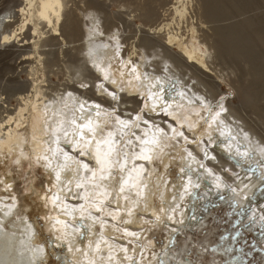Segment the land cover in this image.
<instances>
[{
	"label": "bare ground",
	"instance_id": "bare-ground-1",
	"mask_svg": "<svg viewBox=\"0 0 264 264\" xmlns=\"http://www.w3.org/2000/svg\"><path fill=\"white\" fill-rule=\"evenodd\" d=\"M77 1L22 0L18 25L13 22L14 11L6 10V14L0 15V53L11 52L9 44L17 48L30 46L42 60L38 48L59 39L64 46L60 48L63 56L71 50L78 52L77 47L66 48L65 39L67 35L70 38L83 32L78 3L90 12L97 11L103 0ZM166 3L139 0L132 17L145 15L150 20L155 16L152 6L161 10ZM205 3L176 0L170 18L150 30L158 40L147 39L158 43L160 51L169 54L189 74L184 68L183 75L148 69L147 53L132 40L128 48L117 46L125 68L127 63L132 64L127 70L113 68L108 61L113 52L109 48L93 53V62L99 64L98 76L102 74L105 78L93 77L96 78L91 86L94 94L91 91L88 94L87 83L76 88V78L69 72L66 82L61 84L63 88L56 89L55 96L49 97L52 100L47 99L46 93L38 97L41 86L35 82V96L28 97L26 103L34 111L0 120V153L5 149L11 152L29 140L34 157L45 156L41 162L48 176L49 192L42 195L51 211L47 216L50 235L46 244L39 239L36 223L28 219L25 210L28 205L25 203L22 210L15 196H0V264H49L50 255L56 264H192L189 258H182L181 252L169 249L175 228L159 252L150 251L153 243L145 234L148 227L145 224L150 221L145 223L142 217L150 216L158 224L192 226L202 218L204 205L210 203L203 200L224 193L228 202L236 204L237 216L245 218L246 229L262 225L257 236L264 242V149L259 148L264 144L254 132H247L249 128L244 130L234 124V112L228 108L218 112L221 116L218 120L217 111L207 113L205 104L200 103L201 109L195 108L199 105L194 102H203V93L197 90L196 93L190 86L192 74L204 75L214 83L215 76L221 77L214 71V54L222 44L215 38L213 29L202 30L201 40L197 35L186 39L188 33L183 29L187 6L192 16H210L211 6ZM25 30L30 31L26 38ZM161 32L166 37H160ZM176 77L178 83L174 81ZM211 94L216 97L212 91ZM101 104L112 107L101 112L105 110ZM115 104L123 105L119 107L123 114L115 111ZM0 106L8 112L5 97L1 96ZM23 129L27 131L25 137ZM234 129L251 138L243 140ZM157 157L161 164L154 166ZM173 158H178L179 171L170 177L167 165L173 163ZM227 168L234 170V177L227 176L224 172ZM221 170L228 184L238 187L229 189L224 177L219 175ZM10 180L6 174L2 183L9 184ZM127 240L133 242L131 248L126 245ZM53 246L58 247L55 253L49 250Z\"/></svg>",
	"mask_w": 264,
	"mask_h": 264
},
{
	"label": "rangeland",
	"instance_id": "rangeland-1",
	"mask_svg": "<svg viewBox=\"0 0 264 264\" xmlns=\"http://www.w3.org/2000/svg\"><path fill=\"white\" fill-rule=\"evenodd\" d=\"M127 1L103 0L101 1L102 5L98 9L99 11L90 12L84 11L83 5L78 3L80 7L79 13L84 26L83 32L80 31L81 33H78V37L71 36L73 39L65 35L67 37L65 38L67 39L66 48L69 47L71 49L72 47H77L79 51H76V53L74 50H71L67 55L63 56L60 53V48L64 46L60 39L55 42L54 40L47 42L38 48V54L42 56V60L39 59L40 57L30 46L17 48L9 44L8 49H11L12 53H0V98L1 96L2 98L5 97L8 103V112L3 111V107L0 106V120H6L10 115L16 117L19 112L27 113L34 111L33 109H28L26 103L29 102L27 100L28 97L33 98L35 96L33 93L35 82L41 86L39 89L41 94H38V97H41L42 93H46L48 95L47 99L52 100L49 97L55 96L54 92L56 89L63 88L61 84L66 82L68 75L71 73L76 78V88L81 87L80 83H87V87L90 88L87 91L88 94H90V91L91 94H94V88L91 86L95 79L101 78L104 80L105 78L102 74L98 76V71L100 70L96 68L99 67V64L93 62V53H99L105 51V48H109L113 52H110L108 61H111L113 68L127 70L132 67V64L131 62L127 63L125 68V64H123L121 58V50H118L117 46H120L122 49L128 48L130 46L129 42L132 40L133 43L135 42L136 45L140 46L145 54L147 53L146 55H148L150 62L145 63V66L149 67L148 69L152 68L154 71L163 73L175 72L183 75V73L187 72L189 74L190 71L181 65L180 67L186 71L183 72L178 67L179 63L174 62L172 58L170 59L169 54H163L160 51L161 49H159L160 47H158L159 45H157L158 43L155 42L157 46L155 43L153 44L154 40H158V36L150 33L153 27H158L159 24L165 22V19L170 18L172 6L175 5L174 2L176 0H165L167 3L164 9L160 7L161 10L158 7L154 10L152 6V11L156 17L153 16L155 19L151 18L150 20L145 15L138 16V18L132 17L133 10L138 9L135 5L139 0ZM201 1L206 2L205 5L211 6L210 16H192L187 6L186 23L183 24V29L188 33L186 39L197 35L196 37L199 36L198 40L204 37L202 30L213 29L215 38H218L217 40L222 44V47L216 49L214 54V71L217 74H221V77L216 74L214 83L212 79L204 75H198L201 77L199 79L197 75H194L195 73H191L194 78L190 86L194 87L195 92L197 90L203 93V102H194L195 105H199L195 108L201 109L202 105L200 103L205 104L206 106L204 108L207 113H211L214 110L217 111V120L221 117L218 112L222 113L228 108L231 112H234L232 118L235 120L231 118L234 124L237 123V126L244 128V130L249 128L250 130L246 129L247 132H254L258 140L264 144V93H262L264 91V0ZM0 4V15L6 14L8 10H11L12 13L14 11L15 18L13 22L18 25L22 18L20 16L21 14H19V8L22 7V0H0ZM111 19L114 21L113 23ZM15 23L13 24V28L16 27ZM29 35V30L23 31L25 38ZM159 36L164 38L166 34L165 32H161ZM149 37H154L151 38L153 42H148L151 40ZM97 40L102 41L97 43ZM15 44L16 42H13V45ZM112 55L114 56L112 57ZM136 57L141 61H145L143 57H138L137 55ZM81 59L83 62H81ZM42 62H44V65ZM32 67H36V69L34 70ZM31 69L33 70L31 71ZM31 72H34L35 75ZM188 74L186 75L188 76ZM94 76L96 78H93ZM174 81L178 83V78L176 77ZM210 90L212 93H215L213 95L216 96L215 98L212 97ZM215 90L219 94L214 92ZM62 92L58 94V97ZM208 96L212 97L211 100L210 97L208 100L211 105L206 100ZM104 100L110 103L109 98H105ZM225 102L227 105H225ZM255 103L257 104L255 105ZM101 105L105 109L101 110V112H108L110 111V107H112V105L108 104ZM115 105V111L123 114L119 109L123 105ZM229 106L231 107L229 108ZM254 110L260 112L255 114L256 111ZM126 113L130 115L128 111ZM162 125L164 126V124ZM204 125L202 123V127ZM26 129L22 131L23 137H25L27 132L25 131ZM236 129H234V133L243 140L248 141V138H251L247 133H243L242 136L239 132L241 130L238 131ZM18 145H16V148ZM30 147L31 143L29 140L28 142L25 140L17 149H11V152L5 149L0 153V196L3 195L8 198L15 196L17 198V204L21 206L20 208L22 210L25 208V203L28 205L27 209H25L28 214V219L36 223L35 226L39 239L47 244V239H49L50 235L47 216L51 211L42 195V193L48 194L49 192L47 188L48 176L41 162L45 159V156L34 157ZM260 147L263 151L264 146L260 145ZM257 151L258 147L256 148ZM22 153L24 154L22 155ZM177 162L178 158H175L173 163L167 165L170 177H175L178 173L177 171H179ZM159 164H161V159L157 157L154 161V166ZM222 171L219 174L221 178L223 176ZM224 172L227 176L234 177V170L232 168H227ZM6 174H9L11 179V183L9 182V184L2 183V178ZM223 180L229 185V189L234 190V187H238L237 185L231 186V184H228L226 176ZM200 191L201 189L198 192ZM225 194H216L213 197L209 195L206 200H203L205 203H210L208 205L205 204V207L202 206L204 207L201 210V212L203 211L201 213L203 216L197 224L192 226L183 223L174 224L173 222L170 224H158L154 223L153 218L150 216L145 215L142 217L145 223L148 220L150 223L153 222V224L149 222L145 224L148 226L145 234L153 243L152 246H149L150 251L153 253L159 252L165 238H167L172 228H175L173 229V231L175 230V237H173L174 239L171 242L173 247L171 246L172 248L169 247V249L171 252L174 251V253L181 252L182 258H189L192 264H264V242H261V239L257 236V233H260L259 230L262 228V225L246 229L247 227L245 225L247 224L244 220L245 218L237 216L238 214L235 210L237 208L236 204L228 202L224 197ZM209 197L211 198L210 200H208ZM116 240L118 239L116 238ZM132 243L131 240L126 241V245L129 248H131ZM53 247V249L50 248L49 250H53L52 252L55 253L58 247ZM48 262L49 264L57 263L52 255L48 257Z\"/></svg>",
	"mask_w": 264,
	"mask_h": 264
}]
</instances>
